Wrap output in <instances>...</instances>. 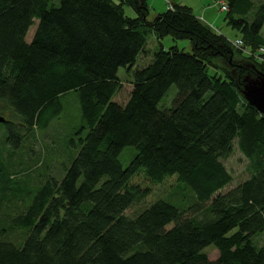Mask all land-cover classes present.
<instances>
[{"label": "trees", "instance_id": "1", "mask_svg": "<svg viewBox=\"0 0 264 264\" xmlns=\"http://www.w3.org/2000/svg\"><path fill=\"white\" fill-rule=\"evenodd\" d=\"M147 1L0 0V106L14 115L4 116V148L48 129L70 94L82 120L63 179L27 184L28 201L14 199L0 146V264H264V242L256 243L264 233V115L244 96L245 85L264 76V55H256L264 0H224L225 19L249 53L185 5L148 20ZM149 35L159 48L134 68ZM168 35L188 39L191 52L164 48ZM119 68L132 85L123 102ZM172 84L173 106L160 109ZM126 146L136 154L123 167ZM234 147L248 177L221 193L232 181L222 160ZM135 174L149 184L132 182ZM170 177L176 186L167 196L179 205L162 198L145 205L151 185ZM17 229L20 244L10 236ZM209 245L215 260L204 252Z\"/></svg>", "mask_w": 264, "mask_h": 264}, {"label": "rangeland", "instance_id": "2", "mask_svg": "<svg viewBox=\"0 0 264 264\" xmlns=\"http://www.w3.org/2000/svg\"><path fill=\"white\" fill-rule=\"evenodd\" d=\"M259 1L260 0H253L256 4ZM168 2L190 7L198 18H201L202 21L210 26L215 27L223 33L228 40L234 41L235 38L239 36L238 32L228 25L225 19L226 12L220 9L215 0H148L147 19L153 20L159 13L167 10ZM125 11L126 14L130 16L135 15L131 7L126 6ZM35 30L36 24L32 26L28 32L27 39L29 41L32 39ZM261 33L264 35V25L261 29ZM160 43L164 48L176 45L185 52H191L192 50L188 39L176 40L168 35L165 36ZM146 46L145 52L138 57L134 68L142 67L152 58L154 52L159 48V42L153 35H149ZM217 63L227 68V64L224 61L217 60ZM117 74L122 81V88L116 95V101L123 102L127 100L128 93L132 86L130 83L131 77L130 74L126 72L125 68H119ZM177 92V86L172 84L160 100L158 107L160 109L172 107ZM1 107L3 108L2 103L0 110H2L3 116L6 118L14 117L10 109H2ZM81 124V107L75 94H70L68 98L63 99V112L49 124L48 129L40 131L37 138L33 137L27 139L23 146L12 151L8 148H4V145L7 144L8 134L4 123L0 122V146H3L1 147L3 150L1 158L2 160L4 157L6 158V170L3 175L8 178L9 182L12 184L15 200L27 195L28 201L30 194L27 184H30L32 187H37V185L46 182L50 177L59 181L63 179L66 169L70 166L73 157L78 152V149L74 148L70 141L72 138L78 139L75 130L78 129ZM135 154L136 150L133 146H126L119 153L118 159L122 166L126 167ZM222 161L226 169L232 175V181L220 191L221 193H225L245 180L248 177V172L246 170V159L236 147H234L232 153ZM131 181L134 183H141L142 185L149 184L141 174H135ZM175 186L176 180L174 177L167 178L160 184H153L151 185L150 195L143 202L146 205L156 198H162L178 206L179 204L175 200L167 196L170 195L172 197L174 195L173 191ZM4 200L5 203H7L8 199L6 198ZM5 203L3 204L4 207L6 206ZM22 206V203H20L18 208L22 209ZM141 207L142 203L133 205L126 210V214L134 215ZM14 209H16L15 206H13L11 210L13 212L18 211V209ZM3 213L7 215L6 218L13 215L9 211H2V214ZM10 223H12V221H10ZM19 232H21L19 229L16 230V233L10 232L11 238H15L17 241H13L17 244H20L19 240L21 236L19 235L21 234ZM263 242L264 233L256 237L257 244H262ZM204 252L207 253L209 260H215L219 255L214 245L207 246Z\"/></svg>", "mask_w": 264, "mask_h": 264}, {"label": "water", "instance_id": "3", "mask_svg": "<svg viewBox=\"0 0 264 264\" xmlns=\"http://www.w3.org/2000/svg\"><path fill=\"white\" fill-rule=\"evenodd\" d=\"M245 99L264 115V76L257 80L249 82L244 88ZM7 119L0 115V122H6Z\"/></svg>", "mask_w": 264, "mask_h": 264}, {"label": "built area", "instance_id": "4", "mask_svg": "<svg viewBox=\"0 0 264 264\" xmlns=\"http://www.w3.org/2000/svg\"><path fill=\"white\" fill-rule=\"evenodd\" d=\"M215 1L217 2L221 10L223 11L227 10V4L224 0H215ZM232 45L236 48L242 49L245 53H249V50L247 49L246 46H244V43L241 39H235L234 41H232ZM256 53H257L256 54L257 57L261 58V54L264 55V47H260ZM262 61H264V59Z\"/></svg>", "mask_w": 264, "mask_h": 264}, {"label": "crops", "instance_id": "5", "mask_svg": "<svg viewBox=\"0 0 264 264\" xmlns=\"http://www.w3.org/2000/svg\"><path fill=\"white\" fill-rule=\"evenodd\" d=\"M170 5L172 6L173 4H172L171 2H168V7H169ZM211 23H212V22H211ZM213 28H215V27H213ZM215 29H216V28H215Z\"/></svg>", "mask_w": 264, "mask_h": 264}]
</instances>
